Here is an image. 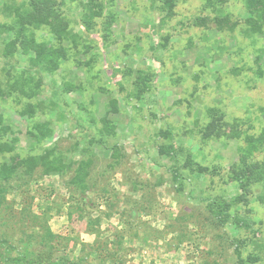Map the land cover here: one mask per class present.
<instances>
[{
  "label": "rangeland",
  "instance_id": "1",
  "mask_svg": "<svg viewBox=\"0 0 264 264\" xmlns=\"http://www.w3.org/2000/svg\"><path fill=\"white\" fill-rule=\"evenodd\" d=\"M176 4L167 18L150 0H56L63 16L57 21L74 41L62 43L68 58L48 72L18 43L10 48L19 28L8 25L22 0H0V140L13 146L0 148V166L15 168L8 184L22 175L30 180L28 191L21 184L8 192V221L1 208L7 244L0 243V264H16L8 262L16 256L68 264L94 242L86 220L69 216L65 205L67 182L86 162L89 212L104 214L97 246L117 249L124 264H264V181H249L259 171L247 169L256 162L261 168L264 153L242 161L240 152L246 135L264 126V35L244 34L249 15L239 0H226L222 10L205 7L206 0ZM220 12L237 22L233 32L214 27ZM31 31L37 42L57 45L46 25ZM36 124L51 133L42 143L29 134ZM44 150L70 171L44 173L39 159L21 166ZM28 195H35L28 209L46 212L56 236L46 247L34 242L41 232L20 218ZM117 234L122 247L113 244ZM85 262L100 260L93 254Z\"/></svg>",
  "mask_w": 264,
  "mask_h": 264
},
{
  "label": "trees",
  "instance_id": "2",
  "mask_svg": "<svg viewBox=\"0 0 264 264\" xmlns=\"http://www.w3.org/2000/svg\"><path fill=\"white\" fill-rule=\"evenodd\" d=\"M72 1V0H70ZM75 1V0H74ZM91 2L93 0H90ZM152 3L159 6L160 10L165 12V17L169 18L174 11V8L177 6L176 0H150ZM242 3V6L244 7V10L249 15L246 19H244L246 29H244V34L248 37H257L259 35H264V0H239ZM226 0H206V6L205 7H215L223 9V6L225 4ZM215 6V7H214ZM26 7V8H24ZM21 8V9H20ZM21 11L23 13H21ZM63 19V16L61 15V12L58 10V7L56 5V0H22V5L19 8H16L14 13V18L11 21L12 26L8 25V29H12V27H17L19 30L15 29L16 39L11 44L13 49V46L16 47V43L20 45V48L22 50V53L25 55H32V57H29V62L33 65L40 66L41 69L45 71H55L58 69L60 64L67 60L68 54H67V47L62 44L63 42L66 43V41L70 39L73 40L72 33L68 31L66 26H63L61 22H58L57 19L59 18ZM229 14H223L220 12V14H217L214 16L211 20L214 22V27L218 32L222 31H228L233 32L237 26V22H234L230 20ZM198 19L201 21V18H196L195 21L197 22ZM199 24H201V22ZM203 23V22H202ZM4 24L1 26L3 27ZM41 25H46L49 29L50 34L52 35V38L57 40V45H52L50 41L48 42H37L32 30V27H40ZM196 26L198 24H195ZM226 25L227 27H225ZM18 41V42H17ZM74 41V40H73ZM18 48V46H17ZM8 50V49H7ZM10 50V49H9ZM261 68L257 67L256 73H261ZM140 73V72H139ZM140 79V77H139ZM140 81V80H139ZM35 107L31 109V114L34 113ZM31 116V115H30ZM213 121L211 123H208L206 125V131H210V127H212ZM204 132V134H205ZM29 134L32 135L36 139L37 143H42L43 141L47 140L50 136V130L47 127V124H36L33 125L32 130L29 131ZM0 140V148L1 151L4 152H11L13 149V146H10L7 142L8 140H5L1 138ZM245 146L241 149V160L245 161L248 156H253L254 152H263L264 153V126L261 128L260 132L254 136L252 134H247L245 138ZM118 152L117 150L115 151ZM114 153V156H117L118 154ZM164 153H166L167 156H170L172 160H175L176 154L175 152L165 150ZM112 156V155H111ZM42 161L41 165L44 167L43 172L48 173V171H53L59 173L61 176L67 174L71 167L69 165H66L65 167L59 166L56 163H58L57 159H55L53 153L50 150H44L43 154H40L39 156H27L26 158H23L20 162L21 166H26L27 163L36 161ZM116 159V158H115ZM38 162V163H40ZM26 163V164H25ZM258 162L251 164L248 166V170H255L259 171L256 177L248 178L249 181L253 182H263L264 181V165H262L261 168H259ZM28 165V164H27ZM90 166L88 162L83 164L82 166L76 167V170L74 171V175L72 178L67 182V189H68V198L65 205L69 209V216L72 214H77L79 218L85 219V227L89 234H92L94 236V242L92 244H86L83 245L81 248L82 256L76 259V261H69L68 264H85L86 260L91 257L94 254V257L100 260L99 264H104L106 261H113L111 264H124L120 258H117L118 255L117 249L113 248V250H107V249H101L97 246V240L99 235L96 234L95 227L99 225V222L101 220V217L104 215L101 213V216L98 215L96 218H93L91 213L89 212L91 209V206L94 205L92 202L93 200H89L88 207V200L86 195V190L90 187L87 184V168ZM15 168H9L7 164H3L0 166V175L3 177V179L7 182L4 184L0 182V211L1 208H4V219L8 221L12 214L11 207L9 203L6 200V196L9 191L18 189L20 190L21 184L22 186H27L25 188L26 191L29 190V181L23 180V177L26 175H22V182L17 183L16 185L8 184V181L10 179V175L13 174ZM251 184V183H250ZM248 186V185H247ZM72 187L76 188L77 190H73ZM102 194L104 196L103 199H108L106 196L109 193L108 189L104 188L101 190ZM54 191L49 190L46 191L45 199L50 198L51 195H53ZM97 192L94 196H96ZM29 196V195H28ZM30 201L28 205L26 203H23V207L20 210V218L22 219H29L32 226L36 229H38L40 233V238L37 242L39 244L46 245L51 244V240L55 239L56 236L51 232V230L48 227L47 224V213H41L40 215L33 214L28 207L32 205V202L35 199V195L29 196L26 198V200ZM73 201V203H72ZM54 203V202H53ZM106 203V205H107ZM108 206V205H107ZM59 209V208H58ZM130 216H135L137 214V211L135 207H131L128 211ZM1 215V212H0ZM124 215V214H123ZM1 217V216H0ZM103 218V217H102ZM123 225H132L135 226V222H128L123 221ZM39 233V232H38ZM123 234H117L115 237H113L115 242L113 244L118 245L119 247H122L123 243L122 240L124 239ZM135 236H137L135 231ZM146 239V237H145ZM30 241V240H29ZM33 241V240H32ZM112 241V240H111ZM0 243L7 244L6 238L0 239ZM47 243V244H46ZM109 243V242H107ZM112 244V242H111ZM84 248H88V251L83 252ZM115 249V250H114ZM120 250L122 248H119ZM118 249V250H119ZM48 255V254H47ZM104 255V256H103ZM44 252H39L38 257H43ZM15 257H9L8 262H14L16 264H34L31 261H28L25 257L16 256Z\"/></svg>",
  "mask_w": 264,
  "mask_h": 264
}]
</instances>
